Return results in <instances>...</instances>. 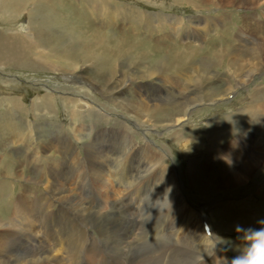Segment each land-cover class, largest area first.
I'll return each mask as SVG.
<instances>
[{"label": "bare ground", "instance_id": "6f19581e", "mask_svg": "<svg viewBox=\"0 0 264 264\" xmlns=\"http://www.w3.org/2000/svg\"><path fill=\"white\" fill-rule=\"evenodd\" d=\"M8 1L11 8L13 7L19 14L25 15V25L22 29L26 39L24 41L19 40L16 36L18 33H14L12 36L10 34L9 37L0 36V67H14L15 65L18 68L29 70L59 69L77 73V81L73 85L76 90L70 89L71 91L81 93L80 95L87 96L91 100L95 99L94 95L99 92L108 103L112 104V108L120 109L128 117L130 116L132 119L129 121L135 126L141 127L143 131L160 129L167 138L175 141L185 154L201 153L199 158L187 155L189 157L186 160L187 178L200 197L210 199L213 197L212 192L220 190L221 194L225 196H236V201L233 203L235 207L244 208L247 212H257L259 207L264 209V84L258 83L252 88L249 87L250 89L246 91V102L236 112L224 116V118H214L205 123L204 128L199 129L196 126H193V129L186 126L177 129L170 128L176 120L185 117L187 113V115L190 114L189 117L193 116V118L194 115L201 113L202 103L209 101L213 103L219 97L224 98L227 94L233 93L238 87L247 86L250 82L252 84L251 75L260 74L264 71V23L260 24L259 22L264 19V9L261 10L264 7V0H170L173 4L190 6L194 9V13L186 20L182 16L171 15L169 17L163 11H144L139 7L130 6L134 8V10L129 8L128 11L133 18V24L135 23V26H132L133 31L138 32L141 29L155 31L158 27L163 34L158 41L163 43L161 42L162 45H153L154 43L150 44L151 42L149 43L150 40L148 41L147 37V40H143L141 36V40L135 34L126 31L127 34H124L123 37L124 43L134 40L131 41L133 47L129 51L132 54L126 58H124V51L122 52L124 49L122 44L116 42L114 47L108 46V40H111L116 34L112 33L111 26L113 25H108V31H97L98 33L94 34L95 41L93 43L90 35L84 29L75 28L61 20L55 13L53 14L52 9L44 0ZM91 1V12L93 14L101 13L103 17L105 16L104 23L107 22V20L105 21L107 17L108 22L113 24L114 10L117 3L120 2L118 0ZM234 4H239L241 8H247L248 11L251 10V13L245 14V17H250V19L254 17V11L260 8L261 11L258 16L260 19L237 24L236 29L232 28L233 33L228 34L225 41L222 42L221 40L220 45L211 42L207 48L202 47L205 35L217 24L228 20L226 19L228 18V9ZM210 10H214L215 15L209 14ZM12 15L15 16V14ZM157 15L163 18L156 17ZM35 16H39L40 21L36 22ZM17 19L19 20V18ZM226 26L225 23L224 28ZM179 31L189 35V45L179 47L174 45V42L172 44L164 43L166 33L171 38L176 36ZM51 56H56L57 61H52ZM56 64L67 68L62 66L59 68ZM88 64L92 65L94 69L106 73L108 78H106L107 82L103 87L96 84L90 77L83 75L84 66ZM132 68L139 70V74H141L136 77L137 80L130 70ZM217 69H221L222 72H218ZM117 76L125 77L130 81L124 91L116 90L120 83L114 86L108 84ZM217 76L224 77L223 80L226 84L224 91H221L222 93L219 95L212 88ZM14 86L15 82L0 79L1 88ZM113 89L115 90L112 92ZM0 93L4 98L6 97V101L0 98V106L3 105L6 108L4 115L9 117H19L23 113L26 116L28 111H37L42 108V105L46 107V101L47 104L53 106L57 99H62L64 105L73 107V117L79 116L81 118L88 113L94 114L98 118V122H96L98 125L90 124L88 131L92 128L101 131L107 127L106 124L110 120L109 116L100 114L101 110L98 111L94 108L92 103L89 104L87 97H80L79 94L59 97V95L47 92L43 95H36L37 97L32 99L30 106L27 107L22 103L23 100L20 102L19 98H7L8 91L0 90ZM130 94H132L131 97H129ZM99 104L107 110L113 111L112 108L105 105L106 103ZM193 105H200V108L194 112L192 110ZM46 109L50 108L47 106ZM224 114L226 115V113ZM38 115L34 112V118H21L25 125V132H22L21 136L17 132L12 133L9 135L8 142L14 145L20 144L25 150V154L34 156V158L32 157L34 165L30 164L31 166H29L32 169L31 176H24V179L42 187L39 197L40 205H35L33 201L28 202V199L26 200L14 192L11 205L7 209V216L0 215V264H46V262L71 264L77 261L79 256L75 259L73 253L80 248L81 244L79 243L83 239L55 229V225L49 220L53 215H57L54 212L55 207H58L57 209L69 207L74 213H77L80 225L86 229L88 227L95 228L100 235L104 232L107 236L110 233L113 234V237L107 240L108 249H112L107 254L108 257L109 255L112 257L113 264H148L146 258L137 263L132 262L128 258L127 250L130 249V246L132 248L136 240L134 231L137 221H131L134 220L135 213L140 208L139 203L149 193L161 196L160 201L166 200L176 203L175 211H173L174 216H171L175 223H173L174 227L170 231V235L175 241H181L178 244L187 243L193 251L201 255V259H206L205 264H215L213 262L214 255H208L212 252L213 243L216 241L214 229H225L229 225L236 226L245 221L246 212L229 210L228 207L223 206L226 204L218 208L216 217L219 215V217L226 218L228 223L221 222L217 227L211 223L212 218L203 216L192 206L193 210H191L192 208H189L184 194L179 189L175 172L163 154L164 151H167V146L158 142L157 144L162 146L157 145L156 142L137 135L128 122L116 121V126H109V128L118 130L116 135L123 141L122 149H118L119 151L112 150L111 143H105L106 138L104 137L103 154L99 160L95 159L98 152L91 146L94 138L85 142L91 149H85L83 158H76L73 150H54L53 146L55 145L52 141L38 143V138L35 137L36 131L40 130L39 128L36 130L41 119L37 118ZM1 119L5 121L7 118ZM72 120L74 119L72 118ZM17 123L19 122L17 121ZM72 126L71 129L77 131L78 136L76 138L79 139L81 135L79 130H81L82 124L73 123ZM192 131L200 132L203 143L196 145L198 136L189 134ZM0 139H2L1 135ZM5 153L0 155V162L5 159L12 162L8 163L6 160L9 164L8 168L7 164L2 165V167H6V174L3 171L6 177L18 176L23 178V168H14V164H17L16 161L10 158L11 155L9 157L7 154L8 157H6ZM63 153L76 172L85 169L98 177L103 184L101 185V194L96 192L98 193L96 197L77 199L75 195L66 190L63 180L67 178V175L61 168L62 156L57 155H63ZM42 160L48 162L47 166L38 164L42 163ZM137 163L141 165L135 166ZM122 179L124 181H121ZM259 179L260 181H257ZM3 183H0V194L7 191ZM114 184L122 187L115 190ZM251 184L256 185L253 192L258 196V201L255 203L247 194ZM23 200L25 201L23 202ZM218 202L220 203V201L216 203ZM163 209L165 210V208ZM213 210L210 211V214L214 212ZM4 215L6 214L4 213ZM203 217L212 224V227L208 224V234L203 231L201 226ZM103 223L107 226L104 232ZM124 224L129 227L126 232L123 229ZM133 226L134 229H132ZM110 228L113 230L112 232L109 231ZM53 229L56 230V235ZM20 232H24L26 236L17 238ZM82 233L86 235L85 231ZM19 240L22 242L17 243ZM89 242L91 244V241ZM246 243L245 241L231 246L235 256L244 250ZM218 249L219 246L217 245L216 253L221 251ZM82 252L84 253V251ZM123 254L125 255L124 260ZM225 259L226 257H221L222 261L217 264H230L228 261L225 263Z\"/></svg>", "mask_w": 264, "mask_h": 264}, {"label": "rangeland", "instance_id": "374dc122", "mask_svg": "<svg viewBox=\"0 0 264 264\" xmlns=\"http://www.w3.org/2000/svg\"><path fill=\"white\" fill-rule=\"evenodd\" d=\"M35 1H37V0H35ZM90 1L91 0H51V1L44 0V2L47 3L49 8L52 9L53 14L55 13V15L57 17H60L61 20L66 21L69 25L74 26L75 28L84 29V31H86V33L88 35H90L91 41L93 43L95 41L94 40V38H95L94 34L98 33L97 31H108V27L113 25V26H111L112 27V33L114 32V34L115 33L116 34L113 35L114 37L111 38V40H108V42H109L108 46L114 47L116 42L119 44H122V46L124 48L122 50V52L124 51V53H125L124 58L129 57V54H132L129 51L132 49V47H133L132 42L134 41V40H130V41L124 43L125 41H124L123 37H124V34H127V32L131 33L133 35L135 34V36H137V38H139V39L142 36L143 40L148 39V41L150 40L149 43L151 42L150 44L154 43L153 45H155V44L156 45H162V43H163L162 41H161L162 43L160 41H158L160 39L159 37L161 35H163L162 32L159 31L158 27H156L155 31H151V30H147V29H141L138 32L136 30L133 31V27L135 26V23L133 24V18L131 17V15L129 14L128 11H129V8L132 10H134V8L130 7V6L139 7L141 9H143L144 11H146V10L147 11H153V12L154 11H161V12L163 11V13L168 14L169 17H171V15L176 16V17L182 16L185 20L190 15H192L194 13V9L191 8L190 6H185V5L179 6V5L173 4L170 0H155V1H148V2L145 0H142V1L141 0H118L120 3H117V7L114 10L115 12H114L113 20H112L113 24H111L108 22L107 17L105 19V21L107 20V22L104 23L105 16L103 17V15L101 13L100 14H93L91 12L90 8H91V4H92L91 2L92 1L91 2ZM48 3H50V4H48ZM63 3H64L65 7L63 6ZM66 4H67V6H66ZM81 5H82V7H81ZM263 9H264V7L261 8V10H263ZM228 10H229V13L227 15L228 18H226L228 20L226 22H221L219 24L220 26L217 24L216 27L214 26L213 29L211 28L208 31V33L205 35V37L202 41V44H203L202 47L207 48L208 47L207 45L210 46L209 43H211V42H215L217 45H220L223 41H225L228 38V36H227L228 34L231 35L233 33L232 30L234 28L236 29L237 24L238 25L242 24L244 21H253L254 22V20L256 21V19L257 20L260 19V17L258 18V16L260 15V11H261L260 8H257L254 11V13H253L254 17H251V19H250V17L249 18L245 17V14L251 13V10L248 11L247 8H244V7L241 8V6L239 4H237V5L234 4V6L230 7ZM12 14H15V16H13ZM209 14L215 15V11L210 10ZM38 17L39 16H35V20L37 19L36 22L40 21V19ZM156 17L160 18L162 16L157 15ZM17 18H19V20ZM83 20H84V22H83ZM155 20H156V18H155ZM263 20L264 19L259 21L260 24L262 22L264 23ZM225 23L227 24V26L224 28ZM40 24H42V23H40ZM24 25H25V15H23L22 13L19 14L17 12V10L14 9L13 7L11 8L8 0H0V36L1 37H9L10 34H11L10 36H12V34L18 33L19 35L16 34V36H18L19 40L24 41L26 39L25 38L26 35H25V33H23L24 31L22 29V27L24 28ZM83 27H85V28H83ZM14 28H16V29H14ZM95 28L98 30H96ZM157 28H158V30H157ZM90 30H91V32H90ZM6 34H8V35H6ZM115 37H117V38H115ZM146 37H147V39H146ZM164 37L166 38V39L164 38V40H165L164 43L168 42L169 44L170 43L172 44L174 42L175 43L174 45L179 46V47L189 45V42H188L190 39L189 35H186L182 31L181 32L179 31L178 34L174 37L170 38L169 35L167 36V33H166V35H164ZM142 38H141V40H142ZM219 38H221V39H219ZM221 40H222V42H221ZM152 53H153V51H152ZM154 53H155V50H154ZM51 60L57 61V57L51 56ZM56 66L61 68L60 66H62V65L56 64ZM62 67L67 68L65 66H62ZM84 68H85V70H83L84 76L90 77L91 79H93L96 82V84H99V86L103 87L105 85V83L107 82L106 78H108V77L104 71L100 72V71L94 69L93 66L89 65V64L85 65ZM130 70H131V72L134 73L135 80H137L138 78L136 79V77L141 75V74H139V70H137L135 68H132ZM217 71L222 72L221 69H217ZM64 72L66 74H71L72 79L70 78L71 76L66 75ZM98 74H101V75H98ZM251 76H252L251 77L252 79L251 78L250 79L253 82L252 84L250 82L247 86L238 87L234 90L233 93L227 94L226 96H224V98L219 97L213 103L210 101L202 103V105H201L202 112L201 113L194 115V118H193V116L189 117L190 114L187 115L188 114L187 113L185 115V117H183L185 119L179 118L180 120L179 119L176 120L175 121L176 123L174 122L170 128L174 127V129H177V128H182V127L186 126V127L193 129L194 128L193 126H196L200 129V128H204L205 123L213 120L214 118H224V116L233 114L234 112H236V110L238 108H240L244 104V102H246V100H247L246 99V91L248 89L252 88L255 84H258V83L264 84V79H263L264 78V71L260 74H254ZM2 78L15 82V86L11 87L12 89L11 88L3 89L0 87V90L1 91H3V90L8 91L9 94L6 95L7 98L8 97H12L14 99L19 98L20 102H22V100H23L22 103L24 105H26L27 107L30 106L32 99L37 97L36 95H43L47 92L54 93L57 96L59 95V97L62 95L63 96L64 95H70L71 96L73 94H75V95L81 94V93H76L74 91H71V90H76V88H74L73 85H74V82L77 81L76 80L77 79V73H73L70 71H61L59 69L29 70V69H24V68H18L14 65V67L13 66L12 67L11 66L4 67V68L0 67V79H2ZM68 78H70V79H68ZM223 79H224V77L217 76V79L212 84V88L214 89V91L216 93H218L217 95L221 94L226 87L225 86L226 84L224 83ZM113 81H114V84H113ZM220 81H222V82H220ZM261 81H262V83H261ZM129 82H130L129 79H127L125 77L121 78V77L117 76L115 79L110 80V83H108V84L110 86H114L115 84L120 83V86H118V88L116 90L124 91L128 87ZM124 83L127 85H125ZM85 89H86V87H85ZM114 90L115 89H113L112 92ZM20 95H21V97H20ZM104 95H107V94H104ZM131 96H132V94L129 95V97H131ZM80 97H87V96L80 95ZM94 97H96V98L92 99V100L87 97V99H89V102H90L89 104L92 103L94 108H96L98 111L101 110L100 114H105L106 116H109L110 120L106 124V126H107L106 128H108V129L105 128V129L100 131L97 128H92V130L88 131L90 128V124L98 125V123H96V122H98V118H96V116L94 114H88V113L81 118H79V116L73 117V113H72L73 107H71L69 105H64L62 99H57L53 103V106H50L49 103L47 104V101H46V107L44 105H42L41 109H39L37 111H34V110L28 111L26 116L23 113L19 117H9L7 115H4L5 114L4 110L6 108L3 105L0 106V135L2 136V139H0V155L2 153H5V152L6 153L4 155L6 157H8V156L10 157V155H11L12 157H10V158H12L13 161L15 160L16 161L15 163H17V164H14L15 165L14 168L20 169L19 167H22L24 170L23 178L18 177V176L8 178L5 175L6 174V167H2V165L7 164V162L8 163H12V162L8 159H5L4 161L0 162V166H1L0 167V181H1L0 183L4 182L3 184H5V186L7 188V191L4 194H0V215L1 216H2V214H3V216H7V214H8L7 209H9V207L11 205L10 202H11V200H13L12 197H13L14 192L15 193L17 192V194L22 196L24 199H26V200L28 199L27 200L28 202L33 201L35 203V205H37V204L40 205L39 197L41 194L42 187L38 184H34L32 182H27L24 179V176L25 177L31 176V170L32 169L29 166L34 165V161L32 162V157L34 158V156L33 155L30 156V154H28V153L25 154V150L23 149V147L20 144L14 145V144H9V142H8V140L10 139L9 135H11L12 133L17 132L21 136L22 132L23 133L25 132V130H24L25 125H24V122L21 121L22 120L21 118H31V117L34 118V112H36L37 114H39L37 118H41L39 120V125L36 128V130L38 128L40 129V130H38V132L36 131V135H35V137L38 138L37 142L40 143L41 141H43V142L52 141V142H54V145H55V146H53L54 150H56V149H58L59 151L73 150L76 158H83L85 149H91L88 145H86L87 143H85L88 140H90L91 138H94V141L93 142L91 141L92 142V144H91L92 149H95L98 152L95 159L100 160V157L103 154V149H104L103 139H104V137L106 138L105 143H111L110 145L113 148L112 150L119 151L118 149H122L123 141H122V139H120V137L118 135H116L118 130L113 129V128H109V126H112V125L116 126V121H126V123L128 122L129 124H131L132 130H134L137 135L139 134L140 136H144V138H147L149 141H152V142L154 141V142H156V144H157V142L158 143H164L167 146V149H166L167 151L163 150L164 151L163 154H165L166 161L169 163V165H171L172 169L175 172V175L177 177V180H178V183L180 186L179 189L184 194L185 201L189 205L190 209L193 207L195 210H197V212L203 214V216H206L207 218H210V219L212 218L211 223L213 225H216V227H217L218 225H220L221 222H224V223L227 222L228 223V220L226 218L219 217V215H217L218 217H216V212H217L218 208L221 205L226 204L223 206L228 207L229 210L232 209V210H240L243 213L246 212L247 217H246L245 221H242L239 224V226H241V227L244 226L243 228H245V229H248V228L259 229L261 227H264V225L259 223V221L264 220V209H262L261 207L258 208V211H257L258 213L257 212H250V211L247 212V210H245L244 208L240 209L239 207H235L233 205V203H235V201H236V196L235 197L234 196H232V197L225 196L224 194H221L222 192L219 190V191H214L211 193V195L214 198L212 197V198H210L211 199L210 200V199H206L204 197H200L199 194L192 188V186L190 185L189 179L187 178V175H186V171H187V164H186L187 161L186 160H188V157H189L187 155H190V156L195 157V158H199L200 154H201L200 152H193L191 154H187V153L185 154L177 146L175 141H172L166 137V134L162 130L153 129L151 131L145 132L142 130L141 127L135 126L133 123H131V121H129V119H132L130 116L128 117V115L123 113L120 109L112 108V104L108 103L106 98L103 95H101V93L98 92L96 95H94ZM0 98H1V100L6 101L5 100L6 97L4 98V96L2 94L0 95ZM99 103H104V104L106 103L105 105L107 107L112 108L113 111L107 110L106 108H104L103 105H101ZM47 106L50 109H46ZM199 106L200 105H193L192 110L194 112L197 111V109L200 108ZM24 109L26 110V108H24ZM58 109H59V111H58ZM224 113H226V115ZM186 116H188V117H186ZM69 117H72L75 121ZM1 118H7V119H5V121H2L3 119H1ZM79 120H81V121H79ZM17 121L19 123H17ZM83 122H84V124H83ZM73 123L82 124L81 130H79L81 133L79 139L76 138L78 136L77 131H73L71 129L73 127L72 126ZM189 123H190V126H189ZM2 132L3 133L5 132L6 134L4 133L5 134L4 135ZM74 134H75V136H74ZM113 134L116 136H114V137L111 136ZM189 134H196L198 136L197 142H195L196 145L203 143L201 141L202 136L200 135L199 131H192V132H189ZM23 136H24V134H23ZM108 137H109V139H108ZM39 138H40V140H39ZM136 138H138V137H136ZM157 145H161V144H157ZM3 147H5V148L3 149ZM60 147H61V149H60ZM63 147H64V149H63ZM15 149H17V150H15ZM7 154H8V156H7ZM57 155L59 157L62 156L63 162L61 163V168L64 169L63 172L65 173V175H67V178L63 181L65 183L66 190L70 194L75 195L77 197V199H82L83 197H85L87 199V197H96L98 195V193L101 194V192H100L102 189L101 185H103V184L98 179L97 176H95L94 174L90 173L88 170H85V169H82V170H79L76 172V170L72 169L73 165L69 164V161H68L69 159L67 160V158H65L64 153H63V155H60V154H57ZM27 159H29V160H27ZM0 160H1V158H0ZM6 160H7V162H6ZM41 162L42 163H38V164H40V165L43 164V166H47V164H48V162H46L44 160H42ZM19 163H20V165H18ZM139 165H141V164L137 163L135 166H139ZM8 166H9V164H7V168H8ZM84 166L86 167V165H84ZM142 170H144L143 167H142ZM3 171L5 172V174ZM87 171H88V173H87ZM122 178H123V176H122ZM4 180L5 181L8 180V181L5 182ZM9 181H11V182H9ZM103 181H105V180H103ZM121 181H124V179H122ZM257 181H260V179ZM75 182H76V184H75ZM79 184H81V185H79ZM114 185H115L114 186L115 190L117 188L122 187V186H118L116 184H114ZM255 188H256V185L251 184L250 191L247 193L251 197V199H252L251 201H253L254 203L258 201V196L255 195V193L253 192V190ZM8 192H9V194H8ZM96 192H98V193H96ZM111 192H112V189H111ZM160 197L161 196H159L158 194L149 193V194H146L143 197L142 202L139 203L140 208L136 211L134 218L132 217L134 220L131 221V222L137 221L136 229L134 231V233H136L135 234L136 240H135L134 245H132V248L130 246V249L127 250L128 258L131 259L132 262H136V263L146 258L148 264H151V263L152 264H205L206 259H201V255H198L197 252L193 251L192 248H190L187 243L186 244L185 243L178 244L181 241H177V240L175 241L171 237L170 231L174 227L173 223H175V220L172 217L174 216L173 211H175L176 203L174 201L173 202L166 201V200L160 201L159 200ZM24 201L25 200H23V202ZM211 201H213V202H211ZM217 201H220V203L219 202L216 203ZM163 204H165V205H163ZM171 206H173V207H171ZM57 208L58 207L54 208V212L57 215H53L52 217L49 218V220L51 222H53V225H55V229L58 230L59 232L69 233L70 235H73L75 237L78 236V237H81L83 239L79 243V244H81L80 248L77 250V252L75 251L73 253V257H75V259L77 256H79L80 258L78 257L77 261H75L76 263L74 262L71 264H82V263L103 264V262L98 259V256H100L101 254H105L108 257V254H107L108 251H112V249H108L107 240L110 237L112 238L113 234L111 235V233H110L108 236L106 235V232H104L105 229L107 228L106 224L105 223L102 224V229H103L104 234L100 235L95 228L88 227L86 229V228H84V226L80 225L81 223L79 222V218H77L78 217V215H76L77 213H74L69 207H65V208L63 207V209L62 208L57 209ZM163 208H165V210ZM193 208L191 210H193ZM169 210H170V212H169ZM211 210H213L215 213L213 212L212 214H210ZM4 213L6 215H4ZM218 218H220L219 221H218ZM76 222H78V223H76ZM211 223L209 222V226L212 227ZM124 226L125 227L123 229H124V232H126L129 229V227L127 224H124ZM236 226L229 225V226L225 227V229H218V228L214 229L215 230L214 231L215 240H217L218 237H223L225 239L230 240L231 246L234 244L244 243L245 241H243L240 238L243 236V233H237L235 231ZM55 229H53V230L55 231V235H56L57 232ZM132 229H134V226L132 227ZM83 231L86 232L87 236L83 235V233H82ZM109 231L112 232L113 230L110 228ZM23 233L24 232H20L19 235L17 236V238L26 236L25 233L24 234ZM132 237H134V235H132ZM103 239H105L106 242ZM20 241L22 242V240H19L17 243H20ZM89 241H91V244ZM218 246H219L218 250H221V251H217V253L214 255L213 262L215 264L222 261L221 257H224V258L226 257L225 263H226V261L230 262L231 259L235 257L234 252L231 250V247H229L228 245H218ZM225 247H228L229 250L223 251L222 249H224ZM161 248H164V249L161 250ZM82 251H84V253ZM182 252H184V253L182 254ZM78 254H80L84 258ZM122 256H123V260H124L125 255L123 254ZM107 259H110L111 260L110 263L113 264V259L110 255ZM46 264H50V263L46 262Z\"/></svg>", "mask_w": 264, "mask_h": 264}, {"label": "clouds", "instance_id": "9594fccd", "mask_svg": "<svg viewBox=\"0 0 264 264\" xmlns=\"http://www.w3.org/2000/svg\"><path fill=\"white\" fill-rule=\"evenodd\" d=\"M259 223L264 225V220L259 221ZM235 231L237 233H243V236L240 238L247 243L245 244L244 250L231 259L230 264H264V227L259 229H245L237 225ZM217 245H228L231 247V242L223 237H218L213 243L212 252L208 253V255H215ZM222 250L227 251L229 248L225 247Z\"/></svg>", "mask_w": 264, "mask_h": 264}]
</instances>
